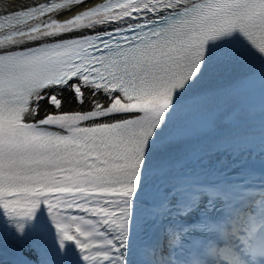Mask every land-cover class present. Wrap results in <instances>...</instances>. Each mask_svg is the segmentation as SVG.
I'll list each match as a JSON object with an SVG mask.
<instances>
[{
  "label": "snow or ice",
  "instance_id": "6c2138e0",
  "mask_svg": "<svg viewBox=\"0 0 264 264\" xmlns=\"http://www.w3.org/2000/svg\"><path fill=\"white\" fill-rule=\"evenodd\" d=\"M0 264H264V0H0Z\"/></svg>",
  "mask_w": 264,
  "mask_h": 264
}]
</instances>
